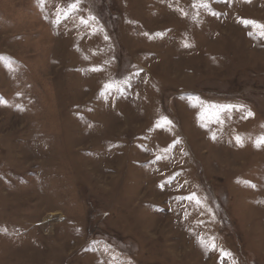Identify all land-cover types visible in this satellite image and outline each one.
I'll list each match as a JSON object with an SVG mask.
<instances>
[{
	"label": "rangeland",
	"instance_id": "1",
	"mask_svg": "<svg viewBox=\"0 0 264 264\" xmlns=\"http://www.w3.org/2000/svg\"><path fill=\"white\" fill-rule=\"evenodd\" d=\"M72 3L0 0V264H264V0Z\"/></svg>",
	"mask_w": 264,
	"mask_h": 264
},
{
	"label": "snow or ice",
	"instance_id": "2",
	"mask_svg": "<svg viewBox=\"0 0 264 264\" xmlns=\"http://www.w3.org/2000/svg\"><path fill=\"white\" fill-rule=\"evenodd\" d=\"M76 4H77V0H73V3L70 4L69 7H75ZM81 22L86 24L88 21H87V20H82ZM245 23H255V22H252V21H245ZM259 27L264 28V25L259 26ZM249 34L251 35L252 33H249ZM259 34H260L261 36H264V31H261ZM110 87H111V85H105V88H110ZM249 115H251V113H249ZM237 140H238V142H239V138H237ZM260 143H264V136H262V137H260V138L258 139L257 144L259 145ZM183 199H188V200H190V201H195L197 204L200 203L199 198L196 196V193H194V192H193V193H190V194H189L188 196H186V197H183ZM202 242H203V241H202ZM209 247H210L211 249H215L216 245H215L214 240L210 243Z\"/></svg>",
	"mask_w": 264,
	"mask_h": 264
}]
</instances>
